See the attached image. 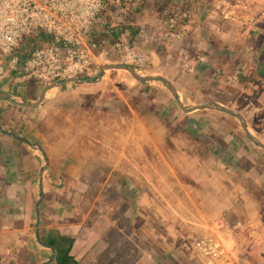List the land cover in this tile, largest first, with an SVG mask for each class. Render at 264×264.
Wrapping results in <instances>:
<instances>
[{"label": "rangeland", "instance_id": "374dc122", "mask_svg": "<svg viewBox=\"0 0 264 264\" xmlns=\"http://www.w3.org/2000/svg\"><path fill=\"white\" fill-rule=\"evenodd\" d=\"M216 1L147 0L135 19L133 11L122 23L106 19L88 38L96 63L78 77L123 64L116 45L128 44L150 58L140 74L169 78L186 105L232 108L264 142V0L240 9L249 17L237 21L215 15ZM186 12L191 18L183 27ZM173 18L177 34L185 32L165 42L161 26ZM52 83L0 88L33 102ZM4 97L0 92L2 127L41 143L49 155L41 224L43 210L55 203L72 209L73 221L87 220L74 253L97 256L79 264H195V240L213 234L220 220L232 229L241 223L222 232L234 234L235 264H264V149L236 117L210 109L185 113L161 82H139L125 70H107L95 84L53 88L36 108ZM43 162L39 148L0 132V264L50 259L52 250L35 237ZM42 226L41 239L48 231ZM26 229L18 243L16 232Z\"/></svg>", "mask_w": 264, "mask_h": 264}, {"label": "built area", "instance_id": "2783aa9c", "mask_svg": "<svg viewBox=\"0 0 264 264\" xmlns=\"http://www.w3.org/2000/svg\"><path fill=\"white\" fill-rule=\"evenodd\" d=\"M259 0H217L213 13L224 20L237 21L248 4ZM147 0H0V84L7 82H56L90 73L96 56L89 45V36L106 19L120 20L129 12L142 10ZM131 14H129L130 16ZM185 27L191 14H183ZM185 20V21H184ZM187 21V22H186ZM176 18L166 21L162 39L171 42L177 34ZM121 62L136 70L148 65L150 58L128 44L118 43ZM108 55V53H104ZM102 54L101 57H105ZM233 229L226 222L215 221L213 234L195 240L199 261L195 264H235ZM229 227V228H228ZM227 228V229H225Z\"/></svg>", "mask_w": 264, "mask_h": 264}, {"label": "water", "instance_id": "95a60500", "mask_svg": "<svg viewBox=\"0 0 264 264\" xmlns=\"http://www.w3.org/2000/svg\"><path fill=\"white\" fill-rule=\"evenodd\" d=\"M107 70H125V71L129 72L132 75V77L139 82H151V81L161 82L174 95L178 106L185 113L190 114V113H194V112H197L200 110L210 109V110L223 111L227 114H230V115L236 117L237 119L240 120L242 128H243L245 134L247 135V137L253 143H255L257 146L264 149V142L260 141L256 136H254L251 133L249 125L247 123V120L244 118V116L241 113L233 110L232 108L223 106V105L218 104V103H201V104H196V105H186L181 100L179 89L169 78L165 77L164 75H142L132 65H129V64H105V65H102L98 68V71H97L95 78H92V77H88V78L71 77V78H68L65 80L56 81L52 84H49L48 86H45L42 89L38 99L33 101V102H27V101L22 102V101L15 100L3 88H0V92L5 95V97L3 99L11 102L14 105H17L20 107L36 108L43 103V101L45 100V97H46L49 90H51L53 88H58V87H61L63 85H67V84H78V85H80V84L98 83L101 81V79L103 78L104 72ZM0 132L6 134L8 136H11V137L23 142V143H26L29 146H35V147L39 148L43 153L44 162H43V164L39 170V178L41 181V195H40V200L37 203V207H36L37 218L35 221V237L41 245H43L47 248H50L52 250V255H51L50 259L47 262L43 263V264H51L55 261L56 248L54 246L44 242L41 239V235H40L41 203H42V200L45 198L44 187H43L44 171L49 166L48 152L41 143L33 142V141L25 138L24 136H21V135L15 133V132L6 130L2 127L1 124H0Z\"/></svg>", "mask_w": 264, "mask_h": 264}, {"label": "crops", "instance_id": "0c3cea01", "mask_svg": "<svg viewBox=\"0 0 264 264\" xmlns=\"http://www.w3.org/2000/svg\"><path fill=\"white\" fill-rule=\"evenodd\" d=\"M139 13L137 12H133L131 15H130V19H135L137 17H139ZM246 15V17L248 18L249 16L246 14V12L244 13V16ZM243 16V17H244ZM254 18H256L254 16ZM125 20V18L123 19H120V23H122L121 21ZM118 28L116 27V24H113V29L112 31L114 30H117ZM131 175H133L131 173ZM128 177V176H126ZM129 179L131 180L132 179V176L129 177ZM47 191V190H46ZM50 208H48L47 210H43V216H42V224H45V228L48 229V231H44V234L46 233V237L50 236L52 238H56L58 240H60L61 237H70V238H75V245H74V249H73V254L75 255L74 251L76 249V247H81L80 245H78L79 243V240L81 238V236L83 237H86V229L87 227L85 223V219H83V221L81 222H75L73 221L72 219V214H73V210L72 209H67V206H63L61 203H55V204H50L49 205ZM131 210V209H130ZM128 212V211H127ZM130 214H128L129 216ZM105 217H107V220L109 222L108 225H111L113 226V228H116V225H115V219H112L110 218L109 215L107 214H104ZM20 217L22 218L23 216L21 214H19L18 216H16V219H20ZM24 217H26L24 215ZM130 217V216H129ZM3 218V222L1 223H4L6 222L5 221V217L2 216ZM112 222V223H111ZM179 223V222H177ZM41 224V227H40V232L42 233V226ZM167 224L169 226H171L170 224H173V222H167ZM210 224H208L207 226L209 227ZM82 227V229H81ZM44 228V229H45ZM118 229L121 231V229L118 227ZM28 229L26 230H19L16 232V235H17V242L19 243L20 240L22 239L20 237V233H22V231H27ZM89 230V229H87ZM89 233V232H88ZM68 243V242H67ZM3 243H0V252H3L2 250L3 249ZM47 248V247H46ZM47 251H50L49 248H47ZM49 256H48V259L51 257L52 255V252L50 254V252H48ZM92 258L95 257V253H91L89 254ZM89 255H87L86 257H84V254L81 255V256H78L77 260L79 262V260L83 257V258H88ZM97 256V255H96Z\"/></svg>", "mask_w": 264, "mask_h": 264}, {"label": "trees", "instance_id": "16d2710c", "mask_svg": "<svg viewBox=\"0 0 264 264\" xmlns=\"http://www.w3.org/2000/svg\"><path fill=\"white\" fill-rule=\"evenodd\" d=\"M42 239L56 248L55 264H79L76 256L73 254L75 238L61 237L58 240L50 236L46 238L43 236Z\"/></svg>", "mask_w": 264, "mask_h": 264}]
</instances>
